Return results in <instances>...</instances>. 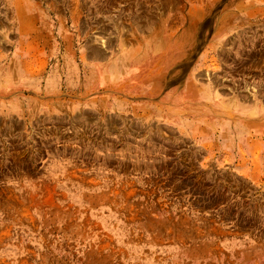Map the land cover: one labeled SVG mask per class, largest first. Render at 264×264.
I'll use <instances>...</instances> for the list:
<instances>
[{
    "label": "rangeland",
    "instance_id": "obj_1",
    "mask_svg": "<svg viewBox=\"0 0 264 264\" xmlns=\"http://www.w3.org/2000/svg\"><path fill=\"white\" fill-rule=\"evenodd\" d=\"M0 264H264V0H0Z\"/></svg>",
    "mask_w": 264,
    "mask_h": 264
},
{
    "label": "bare ground",
    "instance_id": "obj_2",
    "mask_svg": "<svg viewBox=\"0 0 264 264\" xmlns=\"http://www.w3.org/2000/svg\"><path fill=\"white\" fill-rule=\"evenodd\" d=\"M95 50V49H94ZM98 51V52H97ZM97 51H95V54L96 55H98V56H102L103 54L99 51V50H97ZM95 54H93L94 56H95ZM103 57V56H102ZM221 99V98H220Z\"/></svg>",
    "mask_w": 264,
    "mask_h": 264
}]
</instances>
